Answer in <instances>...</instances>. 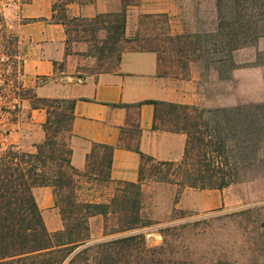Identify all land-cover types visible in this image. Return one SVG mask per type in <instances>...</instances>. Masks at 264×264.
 <instances>
[{"label":"trees","instance_id":"trees-1","mask_svg":"<svg viewBox=\"0 0 264 264\" xmlns=\"http://www.w3.org/2000/svg\"><path fill=\"white\" fill-rule=\"evenodd\" d=\"M120 13L98 14L92 18L70 17L67 8L76 3L87 5L94 0H52L51 22L64 27L66 55L69 45L79 38L89 44L82 56L96 60L97 73L112 72L127 44L136 43L139 52L156 54L159 69L166 68L165 49L159 43L173 44L181 58L188 53L199 54L196 60L207 64L212 52L200 46V36L162 35L158 24L168 25L165 15H141L138 29L132 39L125 37L127 10L135 6L130 0H121ZM223 1L217 0L219 17L215 37L220 52L232 51L254 44L264 36V0H231L226 19ZM0 22H3L0 19ZM157 24V25H156ZM148 25H152L150 28ZM6 31L7 27L3 26ZM81 33H83L81 36ZM98 33L102 36L99 38ZM12 34V33H11ZM14 34V33H13ZM163 38L165 39H161ZM13 50L9 55L18 59L17 37L13 35ZM100 39V40H99ZM195 40L192 45L191 40ZM81 41V40H80ZM190 41V42H189ZM90 43H93L90 45ZM190 44L193 51L185 50ZM214 43V42H213ZM212 43V45H213ZM226 44V49L222 45ZM211 45V46H212ZM213 53V52H212ZM181 54V55H180ZM20 61V60H19ZM21 64V62H20ZM186 65L182 66V70ZM22 97L30 102L31 110L42 109L46 119L41 128L44 139L35 145V153H26L12 145L0 152V264H247L231 259L211 260L197 257L192 250L189 235L196 222L159 230L160 245H150L145 234L137 233L113 240L91 242L88 220L95 216L104 219L103 236L132 232L151 225L141 216V185L145 163H153L160 181L176 185L179 190L222 191L240 179L239 168L251 163L255 147L264 140V103L248 104L231 110H199L162 102H147L154 106L153 129L182 133L186 136L184 154L179 162H157L143 155L138 145L121 137L119 147L139 154L141 165L137 183L118 182L114 195L107 203L81 200L76 194L80 182L110 183L109 172L115 147L93 144L86 156V171L80 173L70 164L69 135L73 120L74 101L39 98L26 90ZM141 104L132 106L139 108ZM130 139H138L141 131L132 125ZM124 133V132H123ZM50 187L55 207L59 210L63 228L49 233L43 223L32 189ZM249 210L244 211L248 213ZM264 245V234L261 241ZM261 244V246H263ZM264 250V247L260 249ZM264 252V251H263ZM256 259V258H255ZM257 260V259H256ZM257 264H264V258Z\"/></svg>","mask_w":264,"mask_h":264},{"label":"crops","instance_id":"crops-1","mask_svg":"<svg viewBox=\"0 0 264 264\" xmlns=\"http://www.w3.org/2000/svg\"><path fill=\"white\" fill-rule=\"evenodd\" d=\"M73 16L92 18L98 14L120 13L121 0H94L87 5L76 3ZM165 15L171 35L185 33L186 24L196 19L192 0H139L137 6L127 10L125 37H134L141 15ZM52 0H23L14 14L11 26L17 37V55L21 62L23 88L32 89L39 98L74 101L73 120L69 135L71 149L70 164L80 173L86 171V156L93 144L115 147L109 172L110 183H137L141 159L139 154L119 147L121 137L131 146L138 145L139 151L157 162H179L184 154L186 136L153 129L154 106L147 102L170 103L196 109H214L224 105L212 96L211 78L203 80L202 69L191 64L186 75H163L157 56L151 52L125 50L116 70L108 73H80L83 61L72 50L66 55V33L63 26L51 22ZM214 78V76H213ZM141 104L139 108L132 106ZM46 114L42 109L29 111L28 124L35 128L33 143L25 145L19 134L11 137V145L24 148L23 152L35 153V145L44 139L41 128ZM133 124L141 134L130 139ZM124 132V133H123ZM81 190L92 183L83 180ZM197 195V207H202V192L185 189ZM219 192L216 190L211 191ZM32 194L39 208L43 223L49 233L63 228L59 210L55 207L53 190L50 187H35ZM213 199L217 200L215 196ZM219 205L224 199H218ZM183 207H186L183 205ZM192 209V207H190Z\"/></svg>","mask_w":264,"mask_h":264},{"label":"rangeland","instance_id":"rangeland-1","mask_svg":"<svg viewBox=\"0 0 264 264\" xmlns=\"http://www.w3.org/2000/svg\"><path fill=\"white\" fill-rule=\"evenodd\" d=\"M66 0H57V3ZM135 6L139 0H130ZM223 10L226 19L230 16L227 5L231 0H222ZM23 0H0V152L7 149L15 134H19L25 139V145L31 146L35 128L28 124L30 102L22 97L27 89L21 83V64L18 59L10 58L13 50V29L15 24L14 14L18 11ZM196 19L190 25L186 24V36H200V46L206 51L212 47V52L207 56V64L201 60H196L199 55L188 53V58H181L183 55L175 53L174 45L161 42L165 49L166 68L162 71L170 74L186 75L188 67L196 64L202 69L203 80L207 81L206 73L214 74L211 80L212 96L216 94V102L223 104L209 110H231L248 104L264 103V36L257 37L254 44L232 51L231 53L220 52L215 40L218 30L217 0H192ZM67 14L73 17L74 8H67ZM139 18V17H138ZM139 19L137 21L138 25ZM157 25V24H156ZM3 26L7 27L5 31ZM153 28L152 25H148ZM157 33L171 35L169 24H158ZM12 33V34H11ZM83 33H81V36ZM85 37L87 35H84ZM102 36L98 33V37ZM174 36V35H171ZM83 38L89 41V38ZM88 37V36H87ZM79 42H72L69 47L74 51L84 49V52L77 53L79 59L83 61L80 73L83 75L97 73L99 68L96 60L91 57L82 56L87 52L89 44L79 38ZM129 39H132L130 37ZM161 39H165L162 38ZM100 40V39H99ZM192 45L195 40H191ZM190 42V41H189ZM214 42V43H213ZM213 43V45H212ZM93 43H90L92 45ZM212 45V46H211ZM137 49V44H127L125 50ZM187 51H193L190 44L186 45ZM226 49V44L222 45ZM175 51V52H173ZM116 61L111 66L105 68L116 70ZM186 69L182 70V66ZM202 110V109H201ZM255 147L251 163L239 168L240 179L237 183L228 188L213 192L204 190L202 192V207L199 211L197 207V195L188 192L187 196H182L184 190L168 182L160 181V175L155 173L153 163H145L144 181L142 182L141 216L145 221L151 223L150 226L132 232L118 235L103 236L104 219L95 216L88 220L91 242H101L113 240L132 234L143 233L150 245L157 246L162 242L160 229L178 226L185 223L197 225L189 235L192 250L195 255L211 260L231 259L239 263L257 264L258 259L264 258V250L260 249L264 245L260 242L264 234V140ZM14 146V145H12ZM22 151L24 148H18ZM85 180H83L84 182ZM92 185L87 190L77 191L76 194L81 200L94 201L97 203H107L114 195L116 183H104L100 180L92 181ZM215 196V199H213ZM224 199L219 205L218 199ZM186 206V207H183ZM192 207V209H190ZM249 210L244 214V211ZM261 244L263 246H261ZM257 260H256V259Z\"/></svg>","mask_w":264,"mask_h":264}]
</instances>
